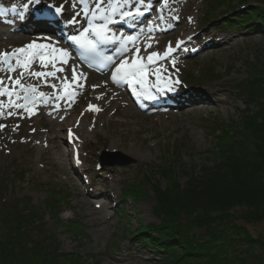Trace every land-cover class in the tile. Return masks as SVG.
Here are the masks:
<instances>
[{
	"label": "rangeland",
	"instance_id": "1",
	"mask_svg": "<svg viewBox=\"0 0 264 264\" xmlns=\"http://www.w3.org/2000/svg\"><path fill=\"white\" fill-rule=\"evenodd\" d=\"M227 1H232L235 3L234 6L238 7L248 0H242L243 2H239L240 0ZM13 2L20 5V11L25 5H29L28 0H13ZM63 2L64 0H41L39 5H32V7L44 8L49 3L62 6ZM75 2L72 5L77 7L78 0ZM198 4L201 6V11L197 14L200 21L193 22L192 26H195V29L208 28L213 33L223 30L219 32L220 35L228 33L235 37L242 35L243 38H239L238 47L225 50L222 54L211 51L208 53V57L203 58V54H201L184 63V68L182 67L181 71L182 77L178 69L165 71V77L172 76L174 80L182 84L183 79L185 82L189 81L186 78L188 72L197 76L212 69L211 80H206L201 85L190 82L188 88L189 90L204 89L217 86L222 80H229L231 82L230 92L233 97L227 100L226 106L208 111L143 117L138 115L131 106L121 103V111L129 115L127 118L130 122H134L133 130L138 132L135 134L138 136L135 149L142 143L145 146L141 152L142 157L139 160H134L130 159L122 150L108 148L107 141L110 134H107L106 130L102 128L101 122L104 120L107 125L111 118L110 114L100 119L98 111L90 115L84 113V110L93 112V110H89L90 106L96 108L99 104L106 105L111 95H115L117 91L111 89L107 82H105L103 90L96 87L89 89L85 87L79 102L67 105L65 110L60 113L64 116L72 114L78 118L82 115L81 119L87 120L88 125L96 120L97 133L92 138V145L95 148L98 147L93 158L86 162L90 174L87 175L85 183L88 184L91 180L92 186L98 187L97 190L107 197V199L98 200L97 198L93 201L107 205H104L103 212L99 211L100 214L95 215L93 220H90L87 215L93 212L96 207L87 205L84 197L86 186L79 189L62 178L58 179L44 173L45 169L49 171L51 166L40 158L36 147H33L35 142L27 143L28 136L23 137V134L44 128L45 122L42 119L44 114L41 112L39 116L29 118L24 116V108H18L19 116L15 121H12L10 119L12 113L5 112V118L0 122V143L5 144V146L0 144V240L4 235L3 223L6 211L12 207L21 206V208L26 207L28 210L37 211L42 217L39 228L34 232L36 239H43L42 230L51 233L60 253L79 255L84 264H169L137 240L133 243H129L127 240L141 231L145 236L159 239L160 230L165 225V218H163L164 215L160 216L156 212L158 199L154 195V190L157 187H161L168 193L174 189L175 180L180 186H185L190 177H195L205 169L212 168L219 163L222 155L217 154V150L231 151L240 147V150L234 153L238 154L243 150L241 147L250 146L248 141H242L241 128L244 117L249 115V112L256 114L257 107L253 106V100L238 95L235 89L239 85L244 86V83L253 78V75L261 74L264 67V31L255 35L252 31L255 29L249 30L250 27L241 30L223 28L220 25L222 18H217L205 25L204 14L208 12L207 0H197L196 5ZM253 7H242L238 12L248 15L249 9ZM224 11L225 9L221 8L218 15H222ZM238 12L232 13V15ZM31 18L33 17L31 16ZM29 20L30 18L27 21ZM192 26L184 30L182 25L180 33L169 37L168 40L172 44L177 43ZM8 32L12 37L19 36L13 30ZM10 35H8L9 38H11ZM217 38L221 37L217 36ZM17 39H13V46L6 44L0 54L12 53L17 49V45L26 46L33 42L49 43L46 37L39 39V36L32 35L28 38ZM167 44L169 43L166 42L162 48H165ZM12 63H15L14 59ZM33 72H43V70L36 69ZM61 75L63 76L59 77V82L65 84L66 81L63 82L64 74ZM69 75L67 76L71 79L72 74ZM30 77L33 75L30 74ZM0 79H4V77L0 75ZM52 85L49 95L55 96V88L60 85L55 84V81L52 82ZM102 93H108L105 100L101 97ZM24 95L25 93L21 94L22 97ZM91 95L95 99L91 98ZM21 103L23 104L24 100ZM127 118L117 117L120 120ZM38 119L42 120V124H38ZM162 123L164 127L163 125L159 126ZM174 127L178 128L174 130ZM140 129H142L141 132H139ZM214 130L215 132L219 130L218 136L215 135ZM226 132L228 134L224 135ZM66 133V130H62L58 136L57 141L61 148H66L68 145V143L66 144ZM152 134H156L155 137L151 138ZM54 135L52 134V136ZM146 136L148 138L143 141ZM232 142L238 146L231 149L230 143ZM17 144L19 148L15 149ZM82 144L84 146V142ZM51 145L53 146V144ZM133 146L134 144L130 141L128 147ZM68 148L65 150L69 152L70 160L71 153ZM83 153L90 155L89 145H85ZM130 160L132 163L128 165H110ZM31 161L33 164H30ZM103 161L109 166L106 165L105 168H102ZM30 166H33V172L30 170ZM169 168H171V172L173 169L175 170V177L167 175ZM29 177H31V181L28 180ZM126 189H130L132 193L131 197L124 201L121 195ZM51 195L60 198L54 205L49 202ZM81 205H84L85 208ZM249 228L255 235L264 234V223L251 225Z\"/></svg>",
	"mask_w": 264,
	"mask_h": 264
},
{
	"label": "trees",
	"instance_id": "2",
	"mask_svg": "<svg viewBox=\"0 0 264 264\" xmlns=\"http://www.w3.org/2000/svg\"><path fill=\"white\" fill-rule=\"evenodd\" d=\"M254 16L264 24L263 9ZM244 97L257 107L256 114L244 117L241 128L242 141L250 146L238 154L240 147L217 150L219 163L190 177L185 186L175 180L168 193L157 187L156 212L165 216L159 239L142 231L131 238L169 264H264V234L255 235L249 228L264 223V67L247 82ZM237 146L230 143L231 149ZM170 169L167 175L175 177ZM131 193L126 190L124 198ZM5 215L0 264H84L79 255L60 253L51 233L42 230L43 239H36L42 221L37 211L15 206Z\"/></svg>",
	"mask_w": 264,
	"mask_h": 264
},
{
	"label": "bare ground",
	"instance_id": "3",
	"mask_svg": "<svg viewBox=\"0 0 264 264\" xmlns=\"http://www.w3.org/2000/svg\"><path fill=\"white\" fill-rule=\"evenodd\" d=\"M64 1L66 2L65 6L67 7L71 2L74 3L75 0H64ZM196 3L197 0H169L167 20L171 21L174 16L180 14L178 22H176V26H173L172 31L175 30L176 28L177 29L181 28L180 27L181 25L184 26V30H187L190 26L193 25L194 21L196 22L200 21L197 14L199 11H201V6L199 4L196 5ZM32 13L33 12L30 11V13L26 16V18L30 17ZM35 22L36 21L33 22V26L34 27L39 26L36 29L41 30L40 28L41 25ZM8 25L11 28H14L12 27L14 26V24L0 23V51L6 44L13 46L14 44L13 39L16 38L19 39V37L9 38L8 36L9 32L8 29L6 28ZM67 26L70 27L69 24ZM19 27L25 29L27 27L26 22L23 21V23L19 24ZM23 33L24 32H22V34ZM174 34L175 32L172 33V35ZM18 35L21 36V32L20 34L18 33ZM165 38H167V36H160V37L158 36L153 44L149 42L144 43L143 45L144 46L146 45L145 47L147 52L144 53L143 56L145 57L147 54L152 52L156 53V49L159 47L158 44L161 43V41L164 40ZM239 38H243V36L240 35L235 37L234 35H229L228 33H224L221 38H216L214 33H212L208 28L202 29L201 31L198 28L197 29L191 28L186 32L184 37L178 41V43H180V47L183 48V51L190 50V52H192L191 51L192 47L195 49L197 48L198 49L197 52L203 54L202 56L203 58H205L208 57L209 55L208 53L207 54L202 53L204 51L210 50L222 54L225 50H231L233 47H238ZM149 44L151 45V47L147 46ZM209 47H214V48L208 49ZM0 68H3L2 65H0ZM70 68L71 70L76 69V72L78 71L82 72V77H83L82 80L87 87L93 86V83H95L97 87L104 86V81L101 80V76H90L89 72L81 71L78 68V66H76L74 63H71ZM3 73H7V72H5V70H0V75H3ZM45 73H54V72L46 71ZM56 80H59L56 77V75H47V76H42L40 78L34 77L32 80H28L27 82L28 84L36 86L38 93L43 92L46 95H49L50 94L49 86L51 85L52 81H56ZM166 80L174 81L171 78H168ZM96 82H98V84ZM162 83H164V81ZM230 86H231V82L229 80L228 81L222 80V82L218 83L217 86L205 87L204 89L203 88L193 89L187 93H185L184 91L182 92L181 89H179V92H176L174 89L173 91H171V94H175L174 95L175 99H170L169 101L173 103H177L178 107L187 106L184 109H190L189 106L193 104H202L205 102L207 104L196 106V108L198 109L192 111L196 112L203 110H207V111L213 110L220 106H226V104L228 103L227 100L233 97L232 93L230 92ZM13 89L17 92L20 90V88H15V87H13ZM68 91H71V89H68ZM91 98L95 99V97H93L92 95ZM0 99L4 104V107L0 108V122L3 121L5 118L4 113L9 111L12 113L10 119H12V121H15L16 118L19 116L17 115L18 112L13 109L14 107L12 108L7 107L9 99H6L5 101L3 100L4 97L2 96H0ZM46 99L48 98H41L38 96L37 101L41 102L40 105L45 106ZM12 100L14 104L19 103V99L17 98L13 97ZM121 103H123V105H126L125 97L120 92L119 96H117L116 99L110 98L108 104L106 105L99 104V107L101 108L98 110L100 112L98 114V117L101 119L107 114L108 115L110 114L111 117L109 118L107 125L103 119H102L103 121L101 122L102 128L106 130L107 134H110V137H108L107 146L110 150H122L123 152L126 153L128 157H130V159L139 160L142 157L141 152L145 146L144 143H142L138 145L137 149H135V147L137 146L136 141L138 138V136L135 134H138V132L133 130L134 122H130V120L127 118L129 115L124 113V111H121L120 109ZM206 107L207 109H205ZM35 109H37L38 111V108L35 107H33L31 111H35ZM40 109L39 112L40 113L42 112L44 114V118H42L45 122L44 128H41L36 132L31 131L28 132L27 134H23V137L26 138L28 136L27 143L35 142L33 144V147H36L37 152L40 155V158L44 159L48 163V165L51 166L50 170L47 171V169H45L44 173L49 174V176H53L58 179L62 178L63 180L68 181L70 184H73L74 187L76 188L78 187L79 189H82L86 186L84 197L87 202V205L89 207H93L92 205L96 207L94 208L93 212L87 215V217H89L90 220H93V217L95 215L100 214L99 211L103 212L104 205H107L105 203L99 204L97 202L96 204L93 201V200H97V198L98 200L107 199V197L102 195V192L97 190L98 187L92 186V183L86 184L84 176L81 175V171L83 172L87 170L85 168L84 163H86L89 159L93 158L95 154V150L98 147L96 146L95 148L92 145V138L97 133V129L95 126L96 120L92 121V123L88 125L87 120L85 121L81 119L82 115L79 116V118L76 116L74 117V115L72 114H68L66 117H63L62 114L54 115L53 110L46 108L44 109L40 108ZM96 109L98 108L96 107ZM89 110H91V107L89 108ZM28 111H30V109L26 110V113ZM95 112L97 111L92 112V111L84 110V113H86L87 115H90L91 113L93 114ZM180 113L182 114L183 112ZM117 117H124L127 119L120 120L117 119ZM38 122H39L38 124H42L41 119H38ZM160 125L162 126L163 123L159 124V126ZM177 128L178 127H174L173 129L176 130ZM62 130H66L67 134L73 133L76 139L74 140V142L72 141L73 142L72 148L74 149V151L72 153L73 156L70 158V160H69V152L66 151L68 145L66 146V148L65 147L61 148L57 141L58 136L60 135ZM141 131L142 129L139 130V132ZM52 134L55 135L52 136ZM155 135L156 134H152L150 137L153 138L155 137ZM147 138H148L147 136L144 137L143 141H145V139ZM81 141L82 143L84 142V146L81 143ZM130 141L134 144V146L131 148L128 147V143ZM0 144H2V146H5L4 143H0ZM51 144H53V146ZM85 145L90 146V155L83 153ZM17 148H19L18 144L15 147V149ZM77 154L80 155L78 160H77ZM30 164H33V161H31ZM29 168L32 172L34 171L33 166H30ZM87 171L89 172V170ZM28 180L31 181V177H29ZM81 207L85 208L84 205H81Z\"/></svg>",
	"mask_w": 264,
	"mask_h": 264
},
{
	"label": "snow or ice",
	"instance_id": "4",
	"mask_svg": "<svg viewBox=\"0 0 264 264\" xmlns=\"http://www.w3.org/2000/svg\"><path fill=\"white\" fill-rule=\"evenodd\" d=\"M29 5H39L41 3V0H28ZM165 6L168 4V0H164ZM74 6V5H73ZM27 8L28 5H25ZM46 7L52 9L56 14L62 15L63 14V7L62 6H54V5H46ZM115 9H113V12ZM121 15L127 16V17H134L136 15H143V12H141L140 8H137L135 12L128 11V12H122ZM106 17H101V19H105ZM95 15L93 16V20H95ZM72 23H75V21H71ZM89 32L95 33V35L101 37V38H107L106 33L108 32L106 25H92L89 28ZM88 32H85L81 34L80 36H73L71 37V40L74 44L80 45L81 47H85L92 44L91 40L87 39ZM136 37L129 36L127 38V41H124L122 38V43L125 44L124 51H127V43L131 42L135 44ZM148 47H151L149 44ZM172 52L171 46H169L167 53L165 55H168ZM136 58L135 61L130 63L128 59H123L118 66H116L115 71L112 75V80L116 83H120L121 81H125L132 85L133 93L137 94V88L136 85H140L141 88L144 89L143 94L151 99L153 98L152 95V89L155 88L157 91L164 92V91H173L174 90V84L178 83L179 81H171L166 80L164 77L161 76L159 70L156 71V82L152 84L149 87H145L147 85V78L149 75L147 64L143 62V58L139 56V48L136 49ZM70 57V53L61 48L52 47L49 44H39L36 42L30 43L26 45L23 48L15 49L12 53H2L0 54V65H7V71L8 72H15L16 68L13 67L12 61L15 59L16 65L19 67H22L25 71L28 70L29 65H31L33 62H35L37 59L40 61L42 66H47V62H50L51 60L59 59L62 63L67 64L68 59ZM160 59V54L153 52L151 55L147 57L148 64L154 63L156 60ZM109 63H114L115 61L112 60L111 57L108 58ZM173 64H175V61H173ZM0 70H4L3 68H0ZM58 71H63V69H58ZM31 75L35 76L36 78H40L42 76L47 75H55V73H43V72H33L30 73ZM72 79L73 81L77 80V72L76 69H72ZM80 77H82V74H80ZM23 78V72L20 74V78L14 79V84L16 86H19L21 92L25 93L23 96L24 103H13L12 98L16 97L17 99L20 98L21 92H16L14 90H10L7 87H4V81L0 79V96H8V105L7 107L12 108H24L26 110L29 109V105H35L37 101V95L41 98H47L46 94L43 92H37L36 87L34 86H26L21 83V79ZM67 80V78H65ZM164 80V83H161V81ZM73 85L70 83H65L63 85L65 92L72 96L73 93L69 92L68 89L71 88ZM76 86H79L77 84ZM52 87H55V85H52ZM4 104L2 101H0V108H3ZM91 107V106H90ZM91 110L98 111V109L91 107ZM78 159V156H77Z\"/></svg>",
	"mask_w": 264,
	"mask_h": 264
}]
</instances>
